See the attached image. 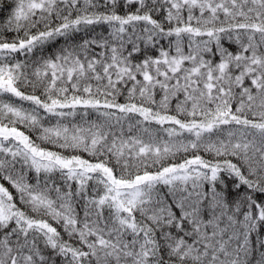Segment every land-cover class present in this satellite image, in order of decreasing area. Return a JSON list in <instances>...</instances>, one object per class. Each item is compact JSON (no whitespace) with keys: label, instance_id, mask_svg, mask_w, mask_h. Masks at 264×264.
<instances>
[{"label":"snow or ice","instance_id":"6c2138e0","mask_svg":"<svg viewBox=\"0 0 264 264\" xmlns=\"http://www.w3.org/2000/svg\"><path fill=\"white\" fill-rule=\"evenodd\" d=\"M0 264H264V0H13Z\"/></svg>","mask_w":264,"mask_h":264},{"label":"trees","instance_id":"16d2710c","mask_svg":"<svg viewBox=\"0 0 264 264\" xmlns=\"http://www.w3.org/2000/svg\"><path fill=\"white\" fill-rule=\"evenodd\" d=\"M13 4V0H0V24H2L9 16V13L11 11V7ZM103 33L107 34V26H95V29L92 28L87 29L86 31L80 32L75 34L74 40L76 42H80L82 38L88 39L95 36H98V34ZM6 36L9 38L12 37V33H5ZM64 44V38H59V40L56 42L55 46H46V51H56L60 46ZM227 46V45H226ZM235 47V46H233ZM121 102H123V98H121Z\"/></svg>","mask_w":264,"mask_h":264}]
</instances>
